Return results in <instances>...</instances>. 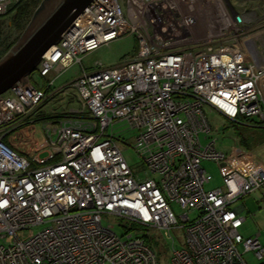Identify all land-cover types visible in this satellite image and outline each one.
I'll return each mask as SVG.
<instances>
[{
  "label": "built area",
  "instance_id": "1",
  "mask_svg": "<svg viewBox=\"0 0 264 264\" xmlns=\"http://www.w3.org/2000/svg\"><path fill=\"white\" fill-rule=\"evenodd\" d=\"M18 1L0 0V15ZM205 1L210 19L226 23L219 34H202L184 16L182 0H94L42 57L36 68L42 83L27 76L0 95V264H157L149 229L167 239L181 233L178 248L172 239L171 264H247L248 252L264 264L259 234L238 232L245 218L237 205L264 187V171L232 169L221 187L205 190L212 179L202 167L226 161L204 106L264 129L261 44L250 61L242 37L250 22L244 15L264 23V0H237L257 10ZM124 35L136 37L132 58L83 66L84 56ZM75 64L79 76L55 87ZM71 92L76 106L67 105ZM59 96L68 109L52 112L42 141L32 131L27 143L37 150L27 153L17 132ZM119 128L136 132L133 142ZM126 148L145 166L142 175L127 163ZM104 215L124 221V233L104 225Z\"/></svg>",
  "mask_w": 264,
  "mask_h": 264
},
{
  "label": "rangeland",
  "instance_id": "2",
  "mask_svg": "<svg viewBox=\"0 0 264 264\" xmlns=\"http://www.w3.org/2000/svg\"><path fill=\"white\" fill-rule=\"evenodd\" d=\"M43 0H29V14L26 17L25 21L21 23V27H17L11 20V17L14 13H10V15H5L0 17V59L5 55H2V49L4 46H7L12 41L19 40L22 36L23 32L31 22L34 12L37 10L35 8L37 4L41 3ZM35 2V5L33 3ZM234 4L237 5L238 9L253 8L257 10L258 7L253 3L246 6L243 5V1L233 0ZM255 4L257 3L254 0ZM15 5V4H14ZM230 15V14H229ZM232 16V15H231ZM239 16V15H238ZM233 17V16H232ZM240 17V16H239ZM257 17V15H255ZM242 18V16H241ZM244 18L250 20L246 24L248 27L246 34L242 37L245 38L247 36H254L261 31L260 26L263 25V22L254 18V15L246 14ZM255 23V24H254ZM239 26V25H238ZM262 32V31H261ZM260 33V32H259ZM263 33V32H262ZM264 41V35L262 39ZM15 41L14 45L17 43ZM256 41V40H255ZM254 43V42H253ZM252 43V44H253ZM13 45V46H14ZM12 46V47H13ZM258 43L256 41V49ZM11 47V48H12ZM10 48V49H11ZM261 52L260 55L264 57V42L261 43ZM9 49V50H10ZM8 50V51H9ZM137 51V40L135 35H124L119 37L109 43L106 46H102L98 48L96 51L84 56L82 58V64L85 68L90 69L89 67L95 61H99L104 67H112L120 64L126 59L132 58ZM257 51V50H256ZM258 52V51H257ZM7 53V52H6ZM256 56H259L256 55ZM250 57V56H249ZM248 59L252 61L253 59L250 57ZM252 59V60H251ZM255 61V60H254ZM80 65L75 64L68 68L65 72H63L56 80L55 87L60 88L64 85H67L74 81L79 76ZM30 81L35 85H40L42 83V78L38 75L37 71L34 70L31 74L28 75ZM73 94V93H71ZM67 96L66 102H68V106H76V101L74 96ZM61 97H54L49 102H44L41 105V108L36 110L31 114V118H33L34 123L33 126H27L17 132L16 141H20L25 145V151L27 149V153L32 154L37 148L33 146V144L27 143L29 140V136L34 132V138L38 141H42L43 133L42 126L43 124L53 120L50 118L52 112L55 111H65L68 109L66 103H63ZM203 112L208 120V123L211 127L210 137L217 139L215 143V147L217 150L225 153L226 161L217 164L210 161H203L202 167L205 169L207 173L211 175L210 183L206 184L205 190H212L222 186V175L227 173L228 171L235 169L240 173H249L252 171H256L261 169L264 171V129L260 127H256L254 123L244 124V123H234L228 121L225 117H223L220 113L216 112L212 108L208 106L203 107ZM31 121V120H30ZM255 125V126H254ZM125 128V126H123ZM123 128L116 129V133L118 131H123ZM121 136L127 141V144L133 142V139L136 136V132L134 131H123L120 132ZM55 138V136L53 137ZM241 139H243L247 144L248 148L243 147L240 144ZM16 144V143H15ZM37 147H41L37 143ZM17 145V144H16ZM43 151L39 150V152ZM38 153V151L36 152ZM123 155L131 167L132 171L135 174H141L146 171L145 166L139 162L135 152L131 148H126L123 151ZM43 157L45 154L42 155ZM237 205H242L244 210L241 213V216L245 218L243 225L238 229L239 234L243 238L254 237L259 234V242L261 246L264 248V187L261 189L252 192L250 195L246 196L244 199L240 200ZM172 210L175 215L178 216L181 212L178 206L172 205ZM195 215H192L194 217ZM103 224L108 225V223L114 225V230L118 235H122L124 230L121 226L125 225V222L120 220L116 221L111 219L109 216H103ZM126 226V225H125ZM129 226V225H127ZM37 229H35L36 231ZM146 234V232L143 231ZM148 243L155 251L157 256V264H171V245L173 239L174 247H179V240L181 241V233H176L174 231L171 232V238H166L162 235L157 229H149L147 231ZM243 259L247 264H260L261 260H258L255 257L253 252H248L243 255Z\"/></svg>",
  "mask_w": 264,
  "mask_h": 264
},
{
  "label": "water",
  "instance_id": "3",
  "mask_svg": "<svg viewBox=\"0 0 264 264\" xmlns=\"http://www.w3.org/2000/svg\"><path fill=\"white\" fill-rule=\"evenodd\" d=\"M94 0H43L17 43L0 59V95L23 83L44 54Z\"/></svg>",
  "mask_w": 264,
  "mask_h": 264
},
{
  "label": "bare ground",
  "instance_id": "4",
  "mask_svg": "<svg viewBox=\"0 0 264 264\" xmlns=\"http://www.w3.org/2000/svg\"><path fill=\"white\" fill-rule=\"evenodd\" d=\"M182 10H183V14L186 18L189 19L192 18V20L194 21L195 25H197V29L199 28L202 32V34L207 35V36H212V35H216L219 34V32L221 31V29H223L226 26L225 22H221V21H213L211 20L210 16H208L207 12H206V7H204L205 4V0H182ZM201 4V5H200ZM208 4H212V2H208ZM203 5V6H202ZM178 9L180 10V6H177ZM200 7H202V11H200ZM219 8H221V6H219ZM217 10V9H216ZM223 17H227V15L225 13H223ZM223 17H222V21H223ZM264 35L263 33H257L254 36H247L243 39V46L246 49L248 55L253 59L256 60L258 55V52L256 51L257 49L255 48V45L253 42H255V40L258 43H262L261 39L262 36ZM253 43V44H252ZM74 94V92H71ZM72 94V95H73Z\"/></svg>",
  "mask_w": 264,
  "mask_h": 264
},
{
  "label": "trees",
  "instance_id": "5",
  "mask_svg": "<svg viewBox=\"0 0 264 264\" xmlns=\"http://www.w3.org/2000/svg\"><path fill=\"white\" fill-rule=\"evenodd\" d=\"M41 3L37 4V6L35 8L38 7V5H40ZM33 5H35V2L33 3ZM14 13V15L11 17L12 22L17 26L21 27V23L23 21H25L26 17L28 16V12H29V0H19L15 5H13L5 14L0 15V17L5 16V15H10V13ZM35 13V12H34ZM1 33V30H0ZM18 38V37H17ZM17 38L15 39V41L17 40ZM15 41H12L10 44H8L7 46H4L2 49L1 54L4 55L6 54V52H8V50L14 45ZM17 42V41H16ZM240 122L244 123V124H250V123H254L255 120H246V119H241ZM240 144L243 147L248 148V144L241 139Z\"/></svg>",
  "mask_w": 264,
  "mask_h": 264
}]
</instances>
